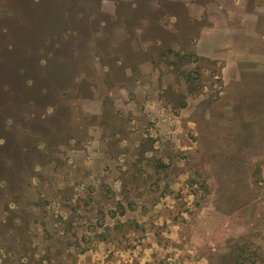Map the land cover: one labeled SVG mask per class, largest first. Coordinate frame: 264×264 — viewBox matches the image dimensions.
<instances>
[{"label": "rangeland", "instance_id": "1", "mask_svg": "<svg viewBox=\"0 0 264 264\" xmlns=\"http://www.w3.org/2000/svg\"><path fill=\"white\" fill-rule=\"evenodd\" d=\"M95 1L0 0L5 264H264V0H243L247 14L225 31L217 28L222 13L192 18L187 0H159L157 44L148 49L104 9L108 0ZM89 40L103 63L121 54L134 78L141 74L136 61L149 56L153 89L170 111L110 118V131L124 141H108L106 160L72 152L77 143L62 125L72 92L52 96L51 104L65 103L55 106L52 131L11 113L27 99L45 104L41 91L65 78L57 79L62 69L54 66L51 82L26 87L29 72L41 74L36 61L43 53L54 44L77 45L69 69L83 70ZM121 66H112L104 83L83 80L81 96H91L92 84L108 89L128 79ZM78 121L87 127L95 118Z\"/></svg>", "mask_w": 264, "mask_h": 264}, {"label": "crops", "instance_id": "2", "mask_svg": "<svg viewBox=\"0 0 264 264\" xmlns=\"http://www.w3.org/2000/svg\"><path fill=\"white\" fill-rule=\"evenodd\" d=\"M95 2L102 5L105 1L97 0ZM185 4L188 6L187 10L192 18H200L202 14L205 13L210 20H214V13H222L223 21L217 26L218 30L222 31L227 29L228 22L235 20L240 12H245L243 0H209L202 5L195 2L189 3V0H187ZM159 5V0H108L106 8L104 9L115 18L119 19L123 23V27L135 30L140 47L148 49L152 45L157 44L155 31L159 23L157 20V15H160ZM154 18H156V20ZM202 31L205 33V29ZM126 36L127 35H122V37ZM206 37H209V35L205 33L202 38L205 39ZM91 41L93 42V40H89L84 43L91 54L90 62L87 64V67L83 69L85 73L81 69L70 71L76 64H74L75 54L79 48L77 45L54 44L51 47L52 49L46 53L47 57L44 56V49L37 52L38 54L43 53V57H40L36 61V67L38 66V69L41 68L42 71L41 74H34L31 78L29 75L30 72L28 73V79L31 80V83L29 86L26 85L27 88H32L35 82L36 86L38 84L42 85L46 80L51 82L49 68L54 66H59V68L62 69L60 74H55L57 79L61 78V76H65V78L59 79L62 80L61 82L59 81L60 83H58V81L56 82L53 78L52 82L54 83H50L47 89L44 88L43 91H41L48 96L49 100L47 101L49 102L46 101L45 104L43 103L39 106L34 104V101L28 102V99L26 101L24 100V102H16L11 106V113L13 117H21L22 120L27 122V125L33 124L52 131L54 129L53 125H51V117L55 116V106H65V103L61 105L60 97L72 92L74 96L72 100H70L69 115L67 119H63L64 122L62 124L72 130V135H69L68 138L69 141L77 143L76 146H73L72 152L81 150L87 152L84 153L86 158L94 159V157H102L106 160L110 157L108 141L113 138H118L116 141H119V143L124 141L118 137L120 132L114 131V133H112L110 131L112 128L110 118L115 117L117 119H124L125 116H135L137 118L150 116L161 117L167 114L169 109L161 106V98L153 89L157 75L153 71L152 60L149 56L136 61V66H138L141 74L139 78H134L133 70L130 66L124 64V57L121 54H112L111 64L103 63L100 61V54L97 53L93 44L91 45ZM131 46L135 48L133 43H131ZM174 51L177 52L176 50ZM121 65H124V74L128 79H124V81L117 84L118 86L108 89L102 88L104 86L101 87L100 84L99 87L96 88L92 84L91 96H81L79 91L80 84L83 80H96L98 83L101 81L104 83L111 72L112 66L122 68ZM89 71L90 74L88 75ZM38 81L42 83H38ZM52 96L55 101L57 98H60V102H58L57 105L55 103L51 104L52 102L50 101ZM45 100L46 99H44V101ZM80 110L83 112L81 116L79 114ZM82 115L88 118L94 117L95 123L87 127L82 125V123L78 121V118H81ZM59 118H61L60 113ZM122 121L125 122V120ZM83 126L86 128L80 133L79 129ZM68 148H70V146ZM120 154L123 153L121 152Z\"/></svg>", "mask_w": 264, "mask_h": 264}, {"label": "trees", "instance_id": "3", "mask_svg": "<svg viewBox=\"0 0 264 264\" xmlns=\"http://www.w3.org/2000/svg\"><path fill=\"white\" fill-rule=\"evenodd\" d=\"M174 54L177 55V54H179V52H175V51H174ZM4 118H5V119H8L9 117H8V116L6 117V115H5ZM10 118H11V117H10ZM5 261H6V260H5V259L3 260V258L0 256V264H5Z\"/></svg>", "mask_w": 264, "mask_h": 264}]
</instances>
